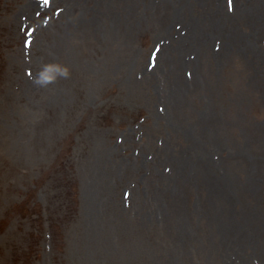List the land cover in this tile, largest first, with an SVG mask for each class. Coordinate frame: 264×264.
I'll return each instance as SVG.
<instances>
[{
  "label": "rangeland",
  "instance_id": "obj_1",
  "mask_svg": "<svg viewBox=\"0 0 264 264\" xmlns=\"http://www.w3.org/2000/svg\"><path fill=\"white\" fill-rule=\"evenodd\" d=\"M5 228L7 264H264V0H0Z\"/></svg>",
  "mask_w": 264,
  "mask_h": 264
},
{
  "label": "clouds",
  "instance_id": "obj_2",
  "mask_svg": "<svg viewBox=\"0 0 264 264\" xmlns=\"http://www.w3.org/2000/svg\"><path fill=\"white\" fill-rule=\"evenodd\" d=\"M71 76L70 69L60 63L43 64L32 83L37 88H47L49 85L55 84L59 79H69ZM258 264V262H254Z\"/></svg>",
  "mask_w": 264,
  "mask_h": 264
},
{
  "label": "bare ground",
  "instance_id": "obj_3",
  "mask_svg": "<svg viewBox=\"0 0 264 264\" xmlns=\"http://www.w3.org/2000/svg\"><path fill=\"white\" fill-rule=\"evenodd\" d=\"M262 236V234H258ZM11 243V234L8 228H5L0 232V250L2 255L0 256V264H7V249Z\"/></svg>",
  "mask_w": 264,
  "mask_h": 264
},
{
  "label": "snow or ice",
  "instance_id": "obj_4",
  "mask_svg": "<svg viewBox=\"0 0 264 264\" xmlns=\"http://www.w3.org/2000/svg\"><path fill=\"white\" fill-rule=\"evenodd\" d=\"M42 2H43L45 5H47V4L50 2V0H42ZM228 2H229V9L231 10V0H228Z\"/></svg>",
  "mask_w": 264,
  "mask_h": 264
}]
</instances>
